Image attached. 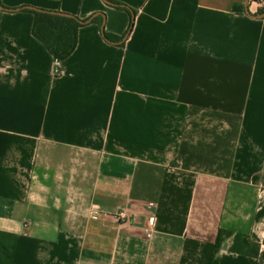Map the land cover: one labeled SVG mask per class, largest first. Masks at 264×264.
<instances>
[{"label": "crops", "instance_id": "0c3cea01", "mask_svg": "<svg viewBox=\"0 0 264 264\" xmlns=\"http://www.w3.org/2000/svg\"><path fill=\"white\" fill-rule=\"evenodd\" d=\"M118 1L0 0V264H264V6ZM36 8L85 21L59 76Z\"/></svg>", "mask_w": 264, "mask_h": 264}, {"label": "trees", "instance_id": "16d2710c", "mask_svg": "<svg viewBox=\"0 0 264 264\" xmlns=\"http://www.w3.org/2000/svg\"><path fill=\"white\" fill-rule=\"evenodd\" d=\"M109 1L114 7L128 10L131 13L132 26L136 11L118 0ZM32 12L35 15L34 35L46 45L54 57L63 61L70 56L77 45L78 31L85 21L74 15L57 11L36 8ZM107 37L114 38L109 35ZM227 239H231L229 246L231 252L258 257L262 243L252 241L247 234L220 228L215 240V253L212 264H218V253Z\"/></svg>", "mask_w": 264, "mask_h": 264}, {"label": "built area", "instance_id": "2783aa9c", "mask_svg": "<svg viewBox=\"0 0 264 264\" xmlns=\"http://www.w3.org/2000/svg\"><path fill=\"white\" fill-rule=\"evenodd\" d=\"M251 3H259V4H262V6H264V0H249ZM61 60L54 57V68H53V74L55 76H59L62 74V67H61ZM90 216L92 218H100L102 217L103 215V211H102V208L99 204H96V203H92L91 204V207H90V212H89ZM117 217L119 218L120 221H127L128 218H129V214L124 211V210H121L118 212L117 214ZM152 216L151 215H148L146 217V224L147 225H151L152 224Z\"/></svg>", "mask_w": 264, "mask_h": 264}, {"label": "water", "instance_id": "95a60500", "mask_svg": "<svg viewBox=\"0 0 264 264\" xmlns=\"http://www.w3.org/2000/svg\"><path fill=\"white\" fill-rule=\"evenodd\" d=\"M107 3L111 4V2L109 0H105ZM253 16H256V17H263L264 16V13L262 14H259V15H253ZM89 21V20H88Z\"/></svg>", "mask_w": 264, "mask_h": 264}]
</instances>
